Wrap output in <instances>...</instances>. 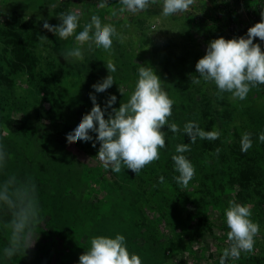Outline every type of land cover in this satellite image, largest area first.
<instances>
[{"label":"rangeland","instance_id":"374dc122","mask_svg":"<svg viewBox=\"0 0 264 264\" xmlns=\"http://www.w3.org/2000/svg\"><path fill=\"white\" fill-rule=\"evenodd\" d=\"M101 3L0 0V145L6 154L0 185L13 177L18 189L34 184L40 210L34 246L8 259L4 249L12 210L0 204V264H78L91 238L116 234L125 236L128 251L138 254L142 264H219L229 246L225 210L230 200L251 206L260 232L252 252L227 264H264V142L259 140L264 85L239 100L219 94L195 68L211 40L246 36L262 18L264 0H195L188 12L170 17L162 15V0L138 13L120 12L119 0H107L105 8ZM68 12L80 14L77 33L93 15L114 25L119 36L112 49L89 51L84 45L82 60L66 61L62 54L78 46L74 37L61 40L43 23L59 25L58 16ZM254 42L264 49V42ZM109 61L117 69L110 73L115 82L95 92L92 85L109 74ZM140 66L152 67L164 81L175 101L169 123L180 132L165 125L166 147L159 160L137 175L127 168L115 173L100 164L99 141L96 147L92 141L70 144L66 136L93 107L90 93L102 108L110 95L117 97L112 107L127 102ZM191 78L200 82L191 83ZM189 121L219 131L220 137L197 138L183 153L196 172L183 187L174 179L179 173L172 156L176 145L190 143L183 132ZM245 132L252 139L247 152L240 143ZM90 135L95 140L97 134Z\"/></svg>","mask_w":264,"mask_h":264},{"label":"clouds","instance_id":"9594fccd","mask_svg":"<svg viewBox=\"0 0 264 264\" xmlns=\"http://www.w3.org/2000/svg\"><path fill=\"white\" fill-rule=\"evenodd\" d=\"M119 2L122 5L120 12L138 13L146 11L159 0ZM194 4L195 0H162V15L170 17L188 12ZM107 6V0H102L100 7ZM261 17L259 22L248 28L246 36L231 39L221 36L211 40L205 55L198 59L195 65L198 77L214 83L219 94L228 92L234 98L244 100L253 88L264 85V49L260 43L254 42L257 38L264 42V12ZM58 18L61 21L59 25H51L45 20L43 28L61 40L74 37L78 46L62 54L66 61L72 58L82 60L84 45H87L89 51L95 48L108 52L113 47L114 38L119 36L114 25L102 23L96 15L91 17L90 23H86L79 33L76 31L80 26L79 13H61ZM42 38L48 39L46 36ZM106 68L109 74L102 82L92 85L95 92H104L115 82L110 75L117 70L115 64L109 61ZM199 78H191V83H199ZM163 82L152 67L140 66L134 90L127 102L120 103L119 108L112 107L117 99L115 95H110L102 108L97 103L96 95L90 93L93 107L82 116L75 129L67 134V142L92 141V146L96 147V141H99L96 156L105 170L120 173L127 168L135 175L139 174L145 166L159 160L160 150L166 147L165 132L162 130L164 126L167 125L173 133L180 132L176 123H169L175 101L164 90ZM119 91L124 95V88L119 86ZM108 108L112 110L105 118ZM92 132L97 134L95 140L90 135ZM183 132L190 137V143L176 145V154L172 160L175 171L179 173L174 179L179 185L187 187L196 172L194 165L183 153L191 151L190 144H194L197 138L216 140L220 132L206 131L195 121L185 123ZM259 140L264 142V132L259 134ZM240 143L241 151L247 152L252 146L251 133L245 132ZM219 151L216 149L217 154ZM5 161L6 154L0 145V168ZM159 182L164 183L163 176L159 177ZM0 204L12 210L10 241L4 249V256L11 259L21 249L26 253L38 239L39 234L33 231L40 221L35 185L21 190L15 187V178H9L0 185ZM225 217L229 229V246L223 249L219 264H227L229 259H238L242 252H252L260 232L259 223L251 219L252 208L248 204L230 200ZM78 264H142V260L138 254L128 251L124 235L116 234L114 238L99 235L91 238L90 248L79 256Z\"/></svg>","mask_w":264,"mask_h":264},{"label":"trees","instance_id":"16d2710c","mask_svg":"<svg viewBox=\"0 0 264 264\" xmlns=\"http://www.w3.org/2000/svg\"><path fill=\"white\" fill-rule=\"evenodd\" d=\"M17 51V50H16ZM16 51L13 52V54L15 55Z\"/></svg>","mask_w":264,"mask_h":264}]
</instances>
